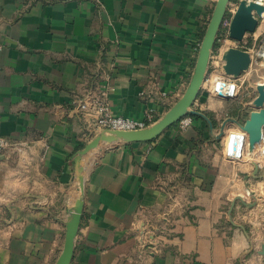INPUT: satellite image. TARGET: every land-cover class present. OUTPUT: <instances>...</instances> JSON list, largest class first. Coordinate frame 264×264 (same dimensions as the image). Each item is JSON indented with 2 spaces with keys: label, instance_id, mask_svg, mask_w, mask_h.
Returning a JSON list of instances; mask_svg holds the SVG:
<instances>
[{
  "label": "crops",
  "instance_id": "0c3cea01",
  "mask_svg": "<svg viewBox=\"0 0 264 264\" xmlns=\"http://www.w3.org/2000/svg\"><path fill=\"white\" fill-rule=\"evenodd\" d=\"M215 2L0 0V134L17 145L0 155V264L56 263L80 195L76 158L101 132L80 101L163 116L190 83ZM263 32L259 21L239 47ZM216 45L192 125L83 156L71 264H264V158L228 160L219 137L249 117L264 67L237 76L236 98L214 96Z\"/></svg>",
  "mask_w": 264,
  "mask_h": 264
},
{
  "label": "water",
  "instance_id": "95a60500",
  "mask_svg": "<svg viewBox=\"0 0 264 264\" xmlns=\"http://www.w3.org/2000/svg\"><path fill=\"white\" fill-rule=\"evenodd\" d=\"M231 0H216L211 19L204 33L202 43L198 52L197 61L190 83L182 97L163 116L150 126L138 130H109L101 131L93 140L81 149L76 158L77 178L80 182V195L77 199L71 216L67 222L64 248L55 264H71L75 239L78 234L85 204V175L82 158L92 149L96 148L102 140L121 139L125 141H150L158 138L168 127L179 122L187 113L196 114L193 108L197 97L206 80L209 63L218 33L227 14ZM264 5L257 0H241L233 14L230 24V37L235 40H243L247 32H254L258 25V19L254 10L260 11ZM224 70L228 75L239 76L247 70L252 63L250 51L230 46L224 54ZM222 95V93H220ZM252 110L249 117L241 126L248 131L251 145L261 139V129L264 125V91H261L251 103ZM236 121V119H231ZM211 123V121L209 120ZM238 122V121H237ZM239 123V122H238ZM222 131L219 137L222 136Z\"/></svg>",
  "mask_w": 264,
  "mask_h": 264
},
{
  "label": "built area",
  "instance_id": "2783aa9c",
  "mask_svg": "<svg viewBox=\"0 0 264 264\" xmlns=\"http://www.w3.org/2000/svg\"><path fill=\"white\" fill-rule=\"evenodd\" d=\"M240 1L241 0H234V1L231 0L228 6L227 14L218 33V37H217L218 42L221 41L222 43H225L226 41H231L230 46L239 47V43L246 40V38L251 33V32H247L243 40L241 41L235 40L230 37L229 28L231 24V19ZM247 1H251V0H247ZM257 1H259L264 5V0H257ZM228 13H230V16H228ZM254 15L255 17H257L258 22L259 21L264 22V13H262L261 11L254 10ZM201 43H202V39H200L196 44L195 48L197 49V51H199ZM246 50L250 51L252 56V63L249 68H251L254 64H257V66L259 67L260 66L264 67V32L257 39V42L253 45V47H251V49H246ZM226 51L225 49H221L219 47V49L213 55L215 63L212 66L213 67L212 72L215 73V77L209 83L207 89L214 96L230 99V98H236L239 95L241 91L242 83L237 78V76L228 75L225 73L224 54ZM219 71H222L223 73H219ZM257 77L258 79L256 80L255 98L259 96L261 91H264V75L263 76L257 75ZM220 93H222V95ZM145 94L146 93L144 91L141 92V95L144 96ZM162 94L164 96L168 95V93L165 91L162 92ZM80 102H81L80 105H78L79 110L82 112V114L85 117L89 118V120L94 125V127L99 131L143 129L153 124L159 118V117L157 118L153 109L149 110L146 117L142 119H136L124 115H116L113 112L112 107L105 99L101 97H97L93 93L88 95V97L82 99V101ZM193 121H194L193 113H187L179 121L180 127L182 129H185L190 125H192ZM221 131L223 133L221 137H224V144L222 148L223 149L222 155L224 156V158L231 161L240 162L243 159L253 154L252 147L255 144L251 145L249 139V133L241 125H239L237 129H234L232 131H226V126H225L222 128ZM261 133H262L261 139L257 142L262 143L260 146L261 147L260 150L264 154V125L262 126ZM225 138H226V142H225ZM16 146L17 145L15 142L11 141L7 137L0 134V155L8 153Z\"/></svg>",
  "mask_w": 264,
  "mask_h": 264
},
{
  "label": "rangeland",
  "instance_id": "374dc122",
  "mask_svg": "<svg viewBox=\"0 0 264 264\" xmlns=\"http://www.w3.org/2000/svg\"><path fill=\"white\" fill-rule=\"evenodd\" d=\"M228 16H230V13H228ZM221 43H222L221 41H219L217 43L215 52L219 49V47H221ZM250 69L251 68H249V70H247L248 73L250 72ZM262 72L264 73V70ZM242 74H245V72H243ZM252 78L253 79H256V80L258 79L257 75L253 76ZM226 109L230 111V114L235 113V111H236V104H231L229 106V108L226 107ZM221 112H222L223 116H227V114L225 112H223V111H220L219 113H221ZM225 142H226V138H225ZM259 156H260L259 159H261V158L263 159L264 158L260 153L257 155V152H255V155L254 154L251 155V157H253V158H256V157L258 158Z\"/></svg>",
  "mask_w": 264,
  "mask_h": 264
},
{
  "label": "bare ground",
  "instance_id": "6f19581e",
  "mask_svg": "<svg viewBox=\"0 0 264 264\" xmlns=\"http://www.w3.org/2000/svg\"><path fill=\"white\" fill-rule=\"evenodd\" d=\"M262 13H264V9L260 10ZM262 143L260 142H256L255 145L252 147V153L255 155V152H257V155L260 153L263 157H264V154L263 152L260 150V146H261ZM259 148V150H258ZM257 158V157H256ZM260 158V156L258 157Z\"/></svg>",
  "mask_w": 264,
  "mask_h": 264
},
{
  "label": "trees",
  "instance_id": "16d2710c",
  "mask_svg": "<svg viewBox=\"0 0 264 264\" xmlns=\"http://www.w3.org/2000/svg\"><path fill=\"white\" fill-rule=\"evenodd\" d=\"M216 45V44H215ZM194 115V114H193ZM195 117V116H194Z\"/></svg>",
  "mask_w": 264,
  "mask_h": 264
}]
</instances>
